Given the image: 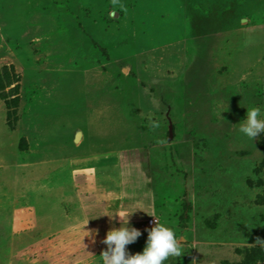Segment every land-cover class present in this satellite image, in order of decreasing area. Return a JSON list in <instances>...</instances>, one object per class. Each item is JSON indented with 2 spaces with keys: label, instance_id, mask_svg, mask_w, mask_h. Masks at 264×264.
<instances>
[{
  "label": "rangeland",
  "instance_id": "1",
  "mask_svg": "<svg viewBox=\"0 0 264 264\" xmlns=\"http://www.w3.org/2000/svg\"><path fill=\"white\" fill-rule=\"evenodd\" d=\"M252 106L264 0H0V264H102L124 204L164 264H264Z\"/></svg>",
  "mask_w": 264,
  "mask_h": 264
},
{
  "label": "clouds",
  "instance_id": "2",
  "mask_svg": "<svg viewBox=\"0 0 264 264\" xmlns=\"http://www.w3.org/2000/svg\"><path fill=\"white\" fill-rule=\"evenodd\" d=\"M239 132L253 140L264 133V116L259 107L247 108L246 116L240 123ZM108 215V214H107ZM112 217V215H108ZM123 223L119 228L107 232L103 243L107 250L101 254L102 264H164L169 257H181L183 250L175 230L167 221L155 217V226L148 230L146 246L142 252L131 254L126 246L141 236V231L128 225V216L118 215Z\"/></svg>",
  "mask_w": 264,
  "mask_h": 264
},
{
  "label": "crops",
  "instance_id": "3",
  "mask_svg": "<svg viewBox=\"0 0 264 264\" xmlns=\"http://www.w3.org/2000/svg\"><path fill=\"white\" fill-rule=\"evenodd\" d=\"M98 167V166H97ZM96 168V167H95ZM88 170H92L93 169V167L91 166V167H89V168H87ZM129 205H131V204H129ZM128 204H124V208H123V210H122V213L124 214V215H128L129 213H130V211H132V209H133V207H131V206H129ZM128 221H130L129 219H128ZM148 227H149V229H151L152 227H150V225H146L144 228H142V229H140V231H141V233L142 232H148ZM176 233V232H175Z\"/></svg>",
  "mask_w": 264,
  "mask_h": 264
},
{
  "label": "built area",
  "instance_id": "4",
  "mask_svg": "<svg viewBox=\"0 0 264 264\" xmlns=\"http://www.w3.org/2000/svg\"><path fill=\"white\" fill-rule=\"evenodd\" d=\"M155 218L154 219H151L150 222H149V225L150 227H154L155 226Z\"/></svg>",
  "mask_w": 264,
  "mask_h": 264
},
{
  "label": "water",
  "instance_id": "5",
  "mask_svg": "<svg viewBox=\"0 0 264 264\" xmlns=\"http://www.w3.org/2000/svg\"><path fill=\"white\" fill-rule=\"evenodd\" d=\"M81 136H82V134H78V135H77V138H76V141H77V142L79 141V139L81 138Z\"/></svg>",
  "mask_w": 264,
  "mask_h": 264
},
{
  "label": "bare ground",
  "instance_id": "6",
  "mask_svg": "<svg viewBox=\"0 0 264 264\" xmlns=\"http://www.w3.org/2000/svg\"><path fill=\"white\" fill-rule=\"evenodd\" d=\"M81 139V138H80ZM80 139H79V141H80Z\"/></svg>",
  "mask_w": 264,
  "mask_h": 264
}]
</instances>
